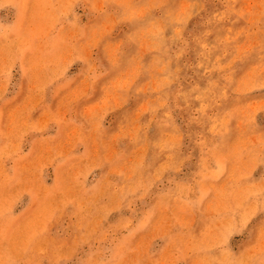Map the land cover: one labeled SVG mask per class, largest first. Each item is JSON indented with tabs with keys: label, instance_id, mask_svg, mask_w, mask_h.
<instances>
[{
	"label": "rangeland",
	"instance_id": "374dc122",
	"mask_svg": "<svg viewBox=\"0 0 264 264\" xmlns=\"http://www.w3.org/2000/svg\"><path fill=\"white\" fill-rule=\"evenodd\" d=\"M16 3L0 264H264V0Z\"/></svg>",
	"mask_w": 264,
	"mask_h": 264
},
{
	"label": "crops",
	"instance_id": "0c3cea01",
	"mask_svg": "<svg viewBox=\"0 0 264 264\" xmlns=\"http://www.w3.org/2000/svg\"><path fill=\"white\" fill-rule=\"evenodd\" d=\"M2 0H0V2H1ZM11 1H13V3L10 5V7H8V6H4V11H0V15H1V13L2 14H4V16L5 15H9V18H7L6 19V23L8 24V25H12L14 22H11L13 19H15V16L16 15H18V13H19V10L21 11V8H20V6L18 5V3H16V2H18V0H11ZM6 13V14H5ZM10 14H11V16H12V19H10ZM3 21H4V19H3Z\"/></svg>",
	"mask_w": 264,
	"mask_h": 264
},
{
	"label": "bare ground",
	"instance_id": "6f19581e",
	"mask_svg": "<svg viewBox=\"0 0 264 264\" xmlns=\"http://www.w3.org/2000/svg\"><path fill=\"white\" fill-rule=\"evenodd\" d=\"M168 48V47H167ZM82 80V79H81ZM154 80H152V82H153ZM33 85V84H32ZM177 90V89H176ZM174 94V93H173ZM158 96V95H157ZM96 105V104H95ZM89 106H91V105H89ZM17 107V106H16ZM87 107V106H86ZM94 107V106H93ZM18 108V107H17ZM88 108V107H87ZM87 111V110H86ZM12 127V126H11ZM131 138V137H130ZM63 141V140H62ZM97 147V146H96ZM108 153V152H107ZM37 161V160H36ZM39 163V162H38ZM117 169V168H116ZM69 170V169H68ZM77 186V185H76ZM188 219V218H187ZM59 226V225H58Z\"/></svg>",
	"mask_w": 264,
	"mask_h": 264
}]
</instances>
